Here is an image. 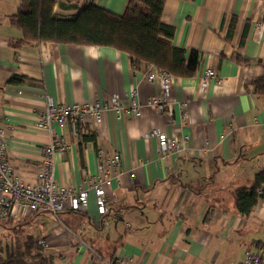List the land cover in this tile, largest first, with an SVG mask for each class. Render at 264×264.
Wrapping results in <instances>:
<instances>
[{
	"label": "crops",
	"instance_id": "0c3cea01",
	"mask_svg": "<svg viewBox=\"0 0 264 264\" xmlns=\"http://www.w3.org/2000/svg\"><path fill=\"white\" fill-rule=\"evenodd\" d=\"M128 1L54 0L53 14L70 19L93 3L121 15ZM17 7V0H0V128L15 175L32 185L51 137L36 128L47 100L71 105L117 95L125 104L135 91L137 103L146 105L160 90L146 80L149 66L134 68L113 48L21 44V31L9 22ZM161 21L174 29V46L199 54L197 73L173 76L163 112L144 106L138 119L114 111L102 113L99 123L89 119L84 125L95 142L79 144L68 125L53 123L52 133L69 143L54 157L57 184L76 187L94 175L97 150L118 153L121 174L104 187L103 216L92 192L81 213L57 220L46 212L11 216L0 228L17 234L19 247L32 238L51 264H239L245 250L264 263V201L242 217L234 196L264 171V87L254 84L264 79V0H165ZM237 54L246 62L235 60ZM207 69L217 79L201 90ZM153 129L186 137L189 152L162 159L148 136Z\"/></svg>",
	"mask_w": 264,
	"mask_h": 264
},
{
	"label": "trees",
	"instance_id": "16d2710c",
	"mask_svg": "<svg viewBox=\"0 0 264 264\" xmlns=\"http://www.w3.org/2000/svg\"><path fill=\"white\" fill-rule=\"evenodd\" d=\"M17 2V11L9 17V22L21 31V44L43 42L109 47L125 53L134 68L142 64L153 66L177 78H190L197 73L199 54L191 51L187 55L185 49L174 46L171 41L174 29L161 21L165 0H129L121 15L89 3L70 19L54 16V0ZM72 9L78 10V7ZM234 58L240 63L245 61L238 54ZM254 84L258 90L264 87V79ZM77 140L80 144L95 142L96 138L86 125H82ZM234 196L237 213L247 217L260 199L264 201V171L257 173L252 187L241 188ZM4 252L0 253V264H51V258L32 238Z\"/></svg>",
	"mask_w": 264,
	"mask_h": 264
},
{
	"label": "built area",
	"instance_id": "2783aa9c",
	"mask_svg": "<svg viewBox=\"0 0 264 264\" xmlns=\"http://www.w3.org/2000/svg\"><path fill=\"white\" fill-rule=\"evenodd\" d=\"M262 25H258L257 33L261 37ZM217 79L214 70L207 69L201 76L200 88H207L211 80ZM148 82L158 83L160 94L150 99L146 105L137 103L135 91L127 94L125 104L121 103L117 95L108 97L103 102L93 101L90 103H74L64 105L61 103H52L46 101L44 110L41 112L36 128L49 131L51 137L42 151V159L39 169L36 173V182L32 185L23 183L15 175L6 154V133L0 128V225H3L11 216H27L36 213H49L54 219L65 212L81 213L87 209L89 193L92 192L95 198V206L99 216L107 212V195L104 187L109 184L111 177L121 174L120 157L118 153L107 154L102 150L96 151V173L86 175L81 185L65 186L57 184L54 179V157L55 155L65 153L69 148V143L59 134L52 133L51 125H68L71 136L78 139V129L89 119L95 123L101 121V115L104 112L114 111L123 113L126 117L138 119L142 115L144 106H148L155 112H163L169 105L170 91L172 87L173 75L153 66H149L146 75ZM187 104L181 102L179 108L182 116H187ZM155 138L162 159L169 158L175 154L189 152L186 137L179 139L175 135L167 136L158 129H153L148 134ZM133 178L134 174L131 173ZM44 245V242H39ZM108 264H125L123 260H114ZM239 264H264L259 255L250 250H245L243 259Z\"/></svg>",
	"mask_w": 264,
	"mask_h": 264
},
{
	"label": "rangeland",
	"instance_id": "374dc122",
	"mask_svg": "<svg viewBox=\"0 0 264 264\" xmlns=\"http://www.w3.org/2000/svg\"><path fill=\"white\" fill-rule=\"evenodd\" d=\"M19 236L11 229H1L0 228V253L4 252L6 249H16L18 247Z\"/></svg>",
	"mask_w": 264,
	"mask_h": 264
}]
</instances>
